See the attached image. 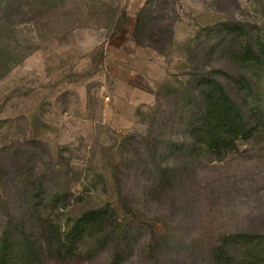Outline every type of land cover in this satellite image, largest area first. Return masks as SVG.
<instances>
[{"label": "rangeland", "instance_id": "obj_1", "mask_svg": "<svg viewBox=\"0 0 264 264\" xmlns=\"http://www.w3.org/2000/svg\"><path fill=\"white\" fill-rule=\"evenodd\" d=\"M261 43L264 0H0V262L264 264Z\"/></svg>", "mask_w": 264, "mask_h": 264}, {"label": "trees", "instance_id": "obj_2", "mask_svg": "<svg viewBox=\"0 0 264 264\" xmlns=\"http://www.w3.org/2000/svg\"><path fill=\"white\" fill-rule=\"evenodd\" d=\"M254 50V49H253ZM254 58L264 64V43L254 50ZM205 108L197 135H204V143L212 152L220 153L233 147L238 139H247L251 133L243 112L226 92L221 82L207 79L203 86ZM0 264H3L0 262Z\"/></svg>", "mask_w": 264, "mask_h": 264}]
</instances>
